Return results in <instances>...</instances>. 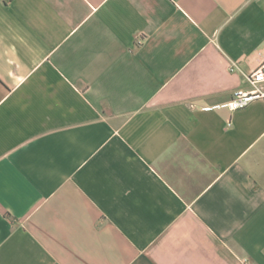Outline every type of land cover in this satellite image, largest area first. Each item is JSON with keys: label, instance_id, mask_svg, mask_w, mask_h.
Wrapping results in <instances>:
<instances>
[{"label": "crops", "instance_id": "obj_1", "mask_svg": "<svg viewBox=\"0 0 264 264\" xmlns=\"http://www.w3.org/2000/svg\"><path fill=\"white\" fill-rule=\"evenodd\" d=\"M264 0H0V264H264Z\"/></svg>", "mask_w": 264, "mask_h": 264}, {"label": "built area", "instance_id": "obj_2", "mask_svg": "<svg viewBox=\"0 0 264 264\" xmlns=\"http://www.w3.org/2000/svg\"><path fill=\"white\" fill-rule=\"evenodd\" d=\"M252 88L248 91H237L233 98L225 103L230 109H238L248 105L257 97L264 98V61L255 68L248 76Z\"/></svg>", "mask_w": 264, "mask_h": 264}]
</instances>
